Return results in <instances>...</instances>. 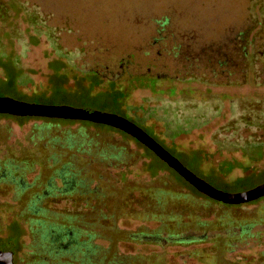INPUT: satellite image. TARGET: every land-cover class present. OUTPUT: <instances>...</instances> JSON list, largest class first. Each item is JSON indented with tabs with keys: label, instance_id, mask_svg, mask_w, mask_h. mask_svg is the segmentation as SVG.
Segmentation results:
<instances>
[{
	"label": "rangeland",
	"instance_id": "1",
	"mask_svg": "<svg viewBox=\"0 0 264 264\" xmlns=\"http://www.w3.org/2000/svg\"><path fill=\"white\" fill-rule=\"evenodd\" d=\"M254 4L261 2L24 1L26 8L13 11L10 23L0 24L1 56H11L18 70L16 77L12 70L0 67V97L134 117L133 122L147 127L174 157L214 186L227 192L248 190L264 181V128L259 125L264 111V66L259 72L235 67L236 74L225 75L229 82H216L219 78L211 81L203 73L201 62L196 71H188L171 49L188 45L196 52L208 44L207 49L227 48L249 25L248 7ZM158 20L168 21L170 36L166 44H152L147 51L145 44L156 36ZM257 52L258 61H263L264 48ZM123 61L131 63L125 72L120 67ZM88 70L102 77L93 92L108 87L112 74L122 71L113 86L122 91L114 95L123 111L107 94L41 97L52 94L55 72L65 73L60 80L68 76L62 88L70 90ZM249 121L255 126H247ZM187 154L194 155L182 156ZM196 155L203 173L221 164V177L195 168ZM95 156L103 162L93 160ZM153 157L141 142L113 128L0 115V167L11 166L16 179L22 175L27 184L17 196L12 184L0 183V239L14 238L19 264H25L26 255L34 251L30 239L38 225L30 207L40 200L51 213L86 221L82 233H92L94 241L111 254L136 256L133 264H264V195L224 203L192 187L167 164L154 169L149 165ZM68 165L76 167V179L87 184L68 188L57 175ZM93 187L109 192L108 198L92 195ZM43 189L47 195L37 198ZM12 220L21 224L19 232L14 225L16 235L11 234ZM191 229L196 234L205 232V239L159 240ZM141 231L148 236L157 232L158 239H140L136 234Z\"/></svg>",
	"mask_w": 264,
	"mask_h": 264
},
{
	"label": "trees",
	"instance_id": "2",
	"mask_svg": "<svg viewBox=\"0 0 264 264\" xmlns=\"http://www.w3.org/2000/svg\"><path fill=\"white\" fill-rule=\"evenodd\" d=\"M24 1L26 2L28 0H0V24H7L8 22L10 23L11 18L13 17V11H15L16 13H19L20 10L26 8L24 6ZM260 2H261V4H257V5L254 4L253 6L250 5L248 7V12H249V15L251 16V21H250L249 25H247L243 30H241L240 32H238L234 36L233 42L230 43V46L227 45V48H224V46L222 45L221 48L218 50L211 49V48L207 49V46L210 45V44H208L206 47H203L202 49L197 50L196 52H191L190 56L184 55V54L181 56H178L177 52L174 54V56L179 57V62L182 63L183 67L187 68L188 71H190V70L196 71L197 68L200 67L199 63L200 62L203 63V65H204L203 68L205 69L203 71V73L208 76V79H210L212 77L219 78L218 80H216V82H220V81L223 83L229 82V79L225 78V75L228 78H230V76L236 74L235 67H239V68L241 67V71H247L248 70L247 68L250 67L252 69V71L257 70V72H259V70H261V68H263V66H264V60L263 61L261 60L259 62L258 58H257L259 56L258 52H257L258 49L264 48V0H260ZM158 22L159 23L161 22V23L166 25L168 21L158 20ZM162 28H163V26H162ZM158 29H156V30L158 31ZM165 29L166 28H164L163 30H165ZM0 31H1V27H0ZM166 31H167V29H166ZM259 39H261V40H259ZM257 40H259V41L257 42ZM146 47H147L146 49L148 51L152 47L151 43L149 45H147ZM171 50H172V52H174L176 50L179 51V47L177 45H174ZM223 52H225V53L223 54ZM1 53L2 52H0V67L3 68L5 71L12 70L16 74V77H17L18 76V70H16L15 67H13V65H12L13 61L11 59V56H3L2 57ZM168 54L171 55L170 52H168ZM6 62H8L10 65L6 66ZM189 73L192 74V77L197 76V74H195L194 72H189ZM63 74H65V73H56L55 72V74H54L55 82L52 83L54 86V87H52V91H53L52 94L49 96L41 94V97L46 98L48 100H51L54 98L60 99L61 97L64 98V97H68V96L79 97L80 95H86L89 97H93L98 93L107 94V96L111 97V99L114 100L116 104H118V105L120 104L119 108L121 111H123V109L121 108L120 100H118L117 97L114 95V93H116L120 90L115 89L113 84H109L108 87H106L102 90H98L96 92L92 91L94 86L101 83V80H102V77L99 76V74L97 72H95L93 70L83 71L82 75H80V77H77V83L75 84L76 87H74L70 90H64L62 88L63 83L68 78V76L66 75L67 76L66 79L60 80V76H62ZM220 77H223V78H220ZM86 81H87V83H86ZM211 81H213V80H211ZM120 92H122V91H120ZM261 113L263 114V119L261 120V122H260L261 124H259V125L261 128L262 127L264 128V111H261ZM0 115H6V114H0ZM9 116H11V115H9ZM12 117H16V116H12ZM22 117H26V116H22ZM22 117H17V118H22ZM45 118H47L48 120L74 121V120L55 119V118H48V117H45ZM133 118L134 117H132V119ZM132 119H129V120L133 122ZM81 121L91 122L88 120H81ZM81 121H78V122H81ZM243 121H246V119L243 118ZM91 123L101 125V126H105V127H109V128H113V127L107 126L106 124H102V123H96V122H91ZM133 123H136V122L134 121ZM136 125H137V123H136ZM138 126L142 127L143 129L147 128L145 126H141L140 124ZM247 126H255V125L251 121H249ZM113 129H115V128H113ZM234 129H235V127H234ZM146 132H148V131H146ZM150 134L159 141V139L155 136V134H153L151 132H150ZM164 148L167 150L166 147H164ZM147 149L154 155L153 161L149 162L150 166H152V167H154V169H156L158 167V165H160L161 163L166 164L157 155H155L153 151H151L149 148H147ZM193 155L194 154H187V155H182V156L190 157ZM56 156H57V154L54 155V157H56ZM196 156L198 158V162H196L194 166H195V168L199 169L202 172L201 168L199 167L201 158L199 157V155H196ZM98 157L99 156H95L92 159L97 160L98 162H103ZM68 167L70 168V173H72V175L77 177V172H76L77 170H75L76 167H74L75 169L69 165H68ZM221 167H222V165L220 164V166L211 167L206 173H203V172L202 173L207 175V176H210V177L218 178V176L221 177V174L218 171V169H220ZM176 175L178 177L183 178L177 172H176ZM66 178H68V177H66ZM192 187H194V186L192 185ZM89 191L95 192L92 195H98V193H99L100 196L103 195L105 198H108V196H109V192H104L101 190L98 191V189L96 187L90 188ZM199 191H201V190H199ZM201 192L205 193L203 191H201ZM36 202H37V200H36ZM72 223L73 222L71 221L70 224H72ZM10 225H11L10 228L12 229L11 234L15 233L14 235H16L19 231H21V226H20L18 221L12 220L10 222ZM14 225L15 226L17 225L18 232H14V230H15ZM12 240L15 243V249H16V244H18V243L14 238H12Z\"/></svg>",
	"mask_w": 264,
	"mask_h": 264
},
{
	"label": "flooded vegetation",
	"instance_id": "3",
	"mask_svg": "<svg viewBox=\"0 0 264 264\" xmlns=\"http://www.w3.org/2000/svg\"><path fill=\"white\" fill-rule=\"evenodd\" d=\"M163 26V28H162ZM165 26V27H164ZM167 25L163 23H159L157 26L158 31L156 30V36L152 42H147L145 47L151 43L160 44L165 43V39L170 34L166 31ZM166 28L165 30H163ZM172 35V34H171ZM179 51H174V54L177 52L178 56L181 55H189L191 54V49L188 45L181 46L178 45ZM161 48H158V54H161ZM225 52H223L224 54ZM176 58H179L176 56ZM123 61L120 64L121 70L124 72L126 69H130V64L125 65ZM126 67H125V66ZM149 69V68H147ZM113 79L110 80L109 84H116L120 77H122V71L117 72V74H112ZM16 169L18 166H14ZM14 169L10 167H0V183L2 185L10 186L13 185L12 191L17 196L21 194L27 184L25 180L20 175V178L16 179V175H14ZM59 172V173H58ZM58 173V174H57ZM57 175L62 178L64 184L68 185V188H72L74 185L76 187H81L83 184H87L83 179L78 180L72 173H70V168L68 166H63L57 171ZM68 177V178H66ZM50 185V184H49ZM52 187H54L53 183H51ZM65 189V188H63ZM39 195V194H38ZM47 195V190L43 189L42 193L37 196L40 199L42 196ZM38 199V200H39ZM37 200V199H36ZM31 213L35 216L32 218L38 225L32 232L31 243L34 251L29 252L26 255L25 264H133V258L136 256H132L129 254L120 255V254H111L109 248H104L100 244L96 243L92 237V233L83 232V225H86V221L80 220L76 217H73L70 214H62V213H51L47 209L46 206L42 205L40 200L38 203H35L34 206L30 207ZM71 221L74 223L70 224ZM69 223V224H67ZM20 224V223H19ZM21 226V224H20ZM242 229V228H241ZM197 230H188L185 234H172L167 235L166 238H159L165 242L178 241V242H198L199 240H203L206 237V233H201L202 236L196 237ZM234 235L235 233H229ZM159 235L157 232H154L153 235H149L143 233L142 231L136 236L138 238H146V239H158L155 237ZM162 236V234L160 233ZM181 235H192L191 238H179L173 239V237L181 236ZM153 236V237H152ZM18 244H16L15 255H13V264L21 263V256L17 254Z\"/></svg>",
	"mask_w": 264,
	"mask_h": 264
},
{
	"label": "water",
	"instance_id": "4",
	"mask_svg": "<svg viewBox=\"0 0 264 264\" xmlns=\"http://www.w3.org/2000/svg\"><path fill=\"white\" fill-rule=\"evenodd\" d=\"M0 114L16 117L40 116L74 121L88 120L91 122L106 124L107 126L113 127L134 137L153 151L155 155L163 160L169 167L173 168L197 190H201L212 197L221 199L224 203H243L255 200L257 197L264 195V181L257 183L256 186L249 188L248 190L240 192H227L221 190L205 178L190 170L142 127L116 113L106 112V110L92 107L76 108L69 105H49L48 103L19 101L10 97H0ZM194 236L199 237L202 236V234L199 233ZM191 237L192 235H181L173 237V239ZM14 252L15 243L12 239H0V264H13Z\"/></svg>",
	"mask_w": 264,
	"mask_h": 264
}]
</instances>
